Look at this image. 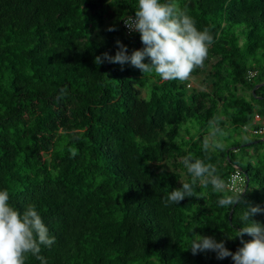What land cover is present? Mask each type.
I'll list each match as a JSON object with an SVG mask.
<instances>
[{"label": "trees", "instance_id": "16d2710c", "mask_svg": "<svg viewBox=\"0 0 264 264\" xmlns=\"http://www.w3.org/2000/svg\"><path fill=\"white\" fill-rule=\"evenodd\" d=\"M178 3L214 37L185 81L97 60L114 56L118 40L129 54L144 47L122 25L138 0H0V188L21 210L37 206L56 237L42 247L48 264H234L194 255L191 237L224 240L235 253L243 245L229 235L244 205L217 201L242 194L264 207V84L254 92L264 83V0ZM200 75L208 88L191 87ZM213 137L223 150H204ZM188 154L215 167L221 191L197 181L192 197L168 204L192 180ZM236 166L248 183L240 194L225 186ZM26 264L40 261L29 254Z\"/></svg>", "mask_w": 264, "mask_h": 264}, {"label": "clouds", "instance_id": "9594fccd", "mask_svg": "<svg viewBox=\"0 0 264 264\" xmlns=\"http://www.w3.org/2000/svg\"><path fill=\"white\" fill-rule=\"evenodd\" d=\"M125 23L130 31L140 34L144 47L129 54L128 46L118 40L114 56L104 53L97 60L119 63L122 68L130 64L143 74L154 72L162 81L187 80L194 69L203 66L214 43L213 35L207 29L200 30L195 18L180 7L178 0H138L135 17H129ZM212 135L215 136V132ZM203 147L205 151L223 150L225 145L213 139L206 140ZM71 154L75 157L77 153L72 150ZM183 164L192 180L173 189L166 197L168 204L178 205L186 197H192L197 181L221 191L223 181L211 163L188 154ZM217 204L220 208L244 205L242 214L236 216L237 223L242 226L234 237L229 235L230 239L239 237L243 246L233 253L224 240L193 234L189 246L192 253L212 251L219 260L231 257L234 264H264V223L253 219L257 214H264V207L247 203L242 200V194L224 195ZM246 234L251 239L245 240ZM55 242L56 237L50 234L35 204L21 210L10 202L9 190L0 188V264H26L29 254L40 264H48L41 255L42 247L51 248Z\"/></svg>", "mask_w": 264, "mask_h": 264}, {"label": "rangeland", "instance_id": "374dc122", "mask_svg": "<svg viewBox=\"0 0 264 264\" xmlns=\"http://www.w3.org/2000/svg\"><path fill=\"white\" fill-rule=\"evenodd\" d=\"M152 83H153V81L150 78H148V85L145 86V87H143V88H141L142 89V94H143L144 97L147 96L148 92L151 90ZM190 84H191V87H195L197 89H204V88H208V86H209V84H207L206 81L204 80L203 75H200L198 77L191 78ZM240 91L242 93L250 96V93H251L250 90H248V89H242ZM256 121H261V118L260 117H256ZM262 131L264 132V130H262ZM244 137H245L244 136V133L236 134V138L238 140H240V139L243 140L242 138H244ZM247 144L251 145L249 141H248ZM259 149L260 148H258V144L257 145H252V148H250L248 150V153L250 155H247L246 158L247 159H251V160H255L256 159V156H257V153L259 152L258 151Z\"/></svg>", "mask_w": 264, "mask_h": 264}, {"label": "built area", "instance_id": "2783aa9c", "mask_svg": "<svg viewBox=\"0 0 264 264\" xmlns=\"http://www.w3.org/2000/svg\"><path fill=\"white\" fill-rule=\"evenodd\" d=\"M129 17H135V15L126 17L123 20L122 25L128 33H136V32L130 31L129 28L126 26L125 22ZM255 74H256V72L250 71L251 76H254ZM257 117H259V116H257ZM262 132L263 131H260V133H262ZM246 184H247V179H246L245 173L243 172V170L240 167L236 166L235 170L228 177V180H227L225 186L229 191H231L235 194H240V193L245 191Z\"/></svg>", "mask_w": 264, "mask_h": 264}, {"label": "water", "instance_id": "95a60500", "mask_svg": "<svg viewBox=\"0 0 264 264\" xmlns=\"http://www.w3.org/2000/svg\"><path fill=\"white\" fill-rule=\"evenodd\" d=\"M262 84H264V83H261V84L256 85V87L254 88V92H255V90H256L259 86H261ZM261 140L264 141V138H262ZM250 144H251V143H250ZM247 188H248V183H247V185H246L245 191L247 190ZM232 215H233V211H231V213H230V220H232Z\"/></svg>", "mask_w": 264, "mask_h": 264}]
</instances>
